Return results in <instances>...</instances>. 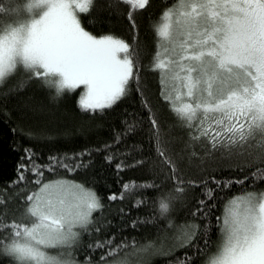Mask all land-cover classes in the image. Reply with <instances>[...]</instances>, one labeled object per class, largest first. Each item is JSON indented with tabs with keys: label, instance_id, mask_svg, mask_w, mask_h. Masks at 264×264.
<instances>
[{
	"label": "snow or ice",
	"instance_id": "6c2138e0",
	"mask_svg": "<svg viewBox=\"0 0 264 264\" xmlns=\"http://www.w3.org/2000/svg\"><path fill=\"white\" fill-rule=\"evenodd\" d=\"M93 2L13 0L9 5L0 0V87L18 73L26 80L17 87L37 80L54 87L56 97L83 85L86 92L80 105L85 111L111 108L128 94L130 82L140 90L138 46L113 35L97 38L81 26L78 15L87 13ZM116 3L130 6L128 20L135 29L133 12L145 9L150 0ZM153 30L156 51L149 70L159 74L160 95L188 129L186 147L193 149L189 158L198 156L196 146L209 155L215 151L247 157L246 163L256 168L252 181H264V167L257 165V160L264 165V0H174ZM144 107L149 108L157 155L169 169L176 196L187 188L203 187L205 199L198 202L193 216L209 215L215 204L210 206L208 201L214 200L216 189L244 185L249 179L221 181L211 176L199 182L186 180L180 162L168 154L167 142L146 100ZM133 130L130 125L129 131ZM25 153L30 167L21 164L14 183L25 181L24 173L30 171L36 176V187L24 193L23 210L11 220L7 219L10 198L0 192V254L14 264H78L73 250L82 234L100 231L92 214L103 204L90 192L80 203L68 205L62 193L69 188L84 191L83 187L64 180L44 181L45 166L36 162L30 150ZM63 159L50 157L47 170L68 167ZM123 167L117 165L119 170ZM123 188L119 197L113 194L109 199H123L129 185ZM174 198L171 194L161 197V214L169 213ZM215 220L218 243L211 252L207 240L198 249L205 257L203 264H264V190L243 189L226 198L222 215ZM198 229V225L182 228L176 236L177 245L194 246L198 235H206ZM89 247L106 249L99 258L103 264H131V254L154 246L137 248L133 242V252L123 255L129 247L125 242L114 245L112 239L97 240ZM50 249L57 251L53 254ZM179 264L193 262L185 257Z\"/></svg>",
	"mask_w": 264,
	"mask_h": 264
},
{
	"label": "trees",
	"instance_id": "16d2710c",
	"mask_svg": "<svg viewBox=\"0 0 264 264\" xmlns=\"http://www.w3.org/2000/svg\"><path fill=\"white\" fill-rule=\"evenodd\" d=\"M9 1L5 0V4ZM173 3L174 0H150L145 9L135 10V29L128 20L130 6L117 4L116 0H94L87 13H79L81 26L90 34L113 35L138 46L141 88L138 90L136 83L130 82L128 94L111 108L85 111L78 103L77 91H66L56 97L54 87H45L37 80L27 81L21 87L17 84L0 87V192L10 198L7 219L20 216L22 196L36 187L33 183L36 176L30 171H25V181L14 183L19 166L30 167L25 149L35 154L38 164L45 166L44 181L75 182L83 190L94 192L103 204L102 209L92 214L100 231L82 234L79 246L73 250L78 264H103L99 258L106 249L89 245L106 239H112L114 245L121 242L129 245L121 255L133 252V242L137 248L153 245L145 252L147 258L136 264H179L185 257H191L193 264H203L205 257L198 249L204 247L205 240L210 252L215 249L219 238L215 217L222 215L226 198L240 194L243 189L264 190V181H252L256 168L246 163L247 157H229L215 151L209 155L202 146H196L198 156L189 158L193 149L186 147L188 129L160 95L159 74L149 70L156 51L154 25L160 23L161 14ZM145 100L167 142L168 154L180 162L186 180L199 182L211 176L221 181L249 178L244 185L216 189L214 200L208 201L210 206L215 204L208 216L192 214L200 206L198 202L205 199L203 187L187 188L180 196L174 193L175 183L169 169L157 155ZM41 101L44 106L39 105ZM40 106L39 120L26 122L27 114ZM130 125L134 126L133 131H129ZM50 157L64 158L68 167L56 166L54 171H48ZM137 161L143 163L137 164ZM121 164L124 167L119 170L117 165ZM257 165L264 167L259 160ZM125 184L129 190L123 199L110 200L113 194L120 196ZM169 194L175 197L170 211L161 214L158 202ZM187 225H198V232L206 235H198L194 246L179 247L173 242L155 251L160 237ZM0 264H14V261L0 254Z\"/></svg>",
	"mask_w": 264,
	"mask_h": 264
},
{
	"label": "rangeland",
	"instance_id": "374dc122",
	"mask_svg": "<svg viewBox=\"0 0 264 264\" xmlns=\"http://www.w3.org/2000/svg\"><path fill=\"white\" fill-rule=\"evenodd\" d=\"M12 3H13V0H10L7 4L11 5ZM16 7L18 8L20 6L17 4ZM97 38H99V37H97ZM22 78H26V77L24 76L23 73H18L16 75H14L13 77H10L8 79V81L4 84V86H8L9 88L10 87H13L16 84H18ZM74 91H77L78 92V99L77 100H78V103L80 105V99L85 94L86 89L84 88L83 85H81L80 87H78ZM39 105H41V106L43 105L42 104V101L39 103ZM41 106L36 111L35 110H33V111L29 110L31 112H29L27 114L28 117H27L26 122H28L29 120L31 122V121H34L35 119H38L39 120V117H37V115H38V113H39V115L41 113V109H42ZM88 193H90V192L89 191H86V190L80 191L79 189L69 188L67 191H65L64 193H62V196L65 198L66 203L68 205L74 206V205L80 203L81 202L80 198L83 197V196H85ZM179 231L178 230H173V231L168 232L167 234H164V236L160 237L157 240L158 243L155 245V251H157L159 249V247L160 248L162 246L164 247L167 243H173V242L175 243L176 242V236L178 235ZM148 245H150V244H148ZM145 246H147V245H145ZM49 251L52 252L53 254H55V252L57 250H51L50 249ZM145 252H140L138 254H131L129 256V259L131 261V264H136L138 262H142V260L144 261L147 258Z\"/></svg>",
	"mask_w": 264,
	"mask_h": 264
}]
</instances>
